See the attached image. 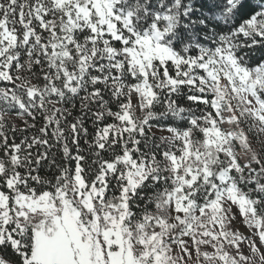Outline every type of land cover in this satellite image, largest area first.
<instances>
[{
  "label": "snow or ice",
  "instance_id": "6c2138e0",
  "mask_svg": "<svg viewBox=\"0 0 264 264\" xmlns=\"http://www.w3.org/2000/svg\"><path fill=\"white\" fill-rule=\"evenodd\" d=\"M0 264H264V0H0Z\"/></svg>",
  "mask_w": 264,
  "mask_h": 264
}]
</instances>
